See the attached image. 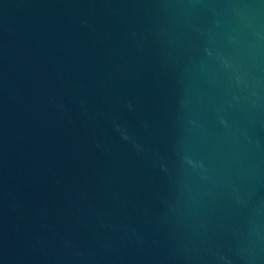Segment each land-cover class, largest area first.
I'll return each instance as SVG.
<instances>
[{"label": "water", "instance_id": "1", "mask_svg": "<svg viewBox=\"0 0 264 264\" xmlns=\"http://www.w3.org/2000/svg\"><path fill=\"white\" fill-rule=\"evenodd\" d=\"M0 264H264V0H0Z\"/></svg>", "mask_w": 264, "mask_h": 264}]
</instances>
